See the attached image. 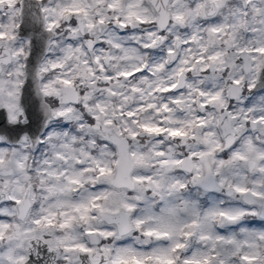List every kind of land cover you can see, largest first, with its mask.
<instances>
[{"label":"snow or ice","instance_id":"1","mask_svg":"<svg viewBox=\"0 0 264 264\" xmlns=\"http://www.w3.org/2000/svg\"><path fill=\"white\" fill-rule=\"evenodd\" d=\"M0 264H264V0H0Z\"/></svg>","mask_w":264,"mask_h":264}]
</instances>
